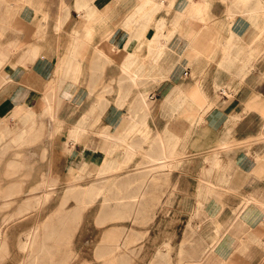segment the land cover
<instances>
[{"label":"crops","instance_id":"1","mask_svg":"<svg viewBox=\"0 0 264 264\" xmlns=\"http://www.w3.org/2000/svg\"><path fill=\"white\" fill-rule=\"evenodd\" d=\"M22 1L0 0V159L69 207L53 253L264 264V0Z\"/></svg>","mask_w":264,"mask_h":264},{"label":"rangeland","instance_id":"2","mask_svg":"<svg viewBox=\"0 0 264 264\" xmlns=\"http://www.w3.org/2000/svg\"><path fill=\"white\" fill-rule=\"evenodd\" d=\"M20 161L21 162L17 164L9 163L7 160L2 163L0 159V227L4 230L0 234V240L1 242L3 241L0 243L2 246L0 247V264H31L30 255L34 254V252H32L33 248H23L24 242L30 239L31 232L34 231L32 241H35L32 244L39 245L40 243H38V241L43 238V230L46 225L52 223L54 218L69 219V216L72 215L68 210L66 211L67 213L62 214L64 209L68 207H64L61 204L57 206L52 203L57 201L56 195L44 198L42 204L40 203V199L29 198L28 194L36 192V190L24 189L25 183L31 180L29 174L19 173L18 170L24 169L23 162L25 160L20 159ZM90 207L91 206L88 205L81 206L82 211L79 214L81 219L87 215ZM6 219H9L8 222ZM66 219L63 221L59 220L60 226H62L60 229L61 238L54 239L62 240V238L68 234L69 222L66 221ZM86 224V221L79 224L78 229L81 230V234L82 230H85L84 227ZM67 243L71 245V241ZM53 256H55L54 260H50L47 256L46 258L48 259L40 264H79L81 258H86L88 255L66 254L62 256L55 254ZM85 263L88 264L87 261H85Z\"/></svg>","mask_w":264,"mask_h":264},{"label":"bare ground","instance_id":"3","mask_svg":"<svg viewBox=\"0 0 264 264\" xmlns=\"http://www.w3.org/2000/svg\"><path fill=\"white\" fill-rule=\"evenodd\" d=\"M22 1V0H21ZM23 2V1H22ZM26 3H27V0H26ZM8 195V194H7ZM6 195V196H7ZM141 197V196H140ZM249 201V200H248ZM9 207V206H8ZM69 208V207H68ZM67 208V209H68ZM71 208V207H70ZM23 209V207H22ZM1 213V211H0ZM13 214V213H12ZM5 215V214H4ZM7 215V214H6ZM11 215V214H10ZM8 215V216H10ZM240 215V214H239ZM10 219V218H9ZM9 219H6L7 222ZM64 219L66 218H60V219H57V218H54V221H52V223L46 225L44 228V232H43V238L42 239H39L38 243H40L39 245H34L32 244L33 242L35 241H32V237L34 236V231L31 232L30 234V239L26 242H24L23 244V248H29V247H32L33 248V251L34 254L33 255H30L31 257V264H40L41 262H45L46 259H52L54 260L55 259V253H53V246L58 244L59 242H62V240L60 239H54V238H61V234H60V229L62 226H60V222L59 220L63 221ZM68 219V218H67ZM50 221V220H49ZM2 226V225H1ZM11 227V225H10ZM9 227V228H10ZM8 228V227H7ZM6 229V228H5ZM35 230V229H34ZM4 230L1 229L0 227V234L3 232ZM6 232V231H5ZM42 232V231H41ZM42 235V234H40ZM45 238V239H44ZM54 239V240H53ZM3 242V241H2ZM1 240H0V243H2ZM0 247L1 244H0ZM5 247V246H4ZM64 247V246H63ZM64 249V248H63ZM63 249L61 251H63ZM164 249V248H163ZM61 251H60V254H61ZM59 254V253H58ZM48 256V258H46Z\"/></svg>","mask_w":264,"mask_h":264},{"label":"built area","instance_id":"4","mask_svg":"<svg viewBox=\"0 0 264 264\" xmlns=\"http://www.w3.org/2000/svg\"><path fill=\"white\" fill-rule=\"evenodd\" d=\"M187 73V72H186ZM223 94H225L224 92H223Z\"/></svg>","mask_w":264,"mask_h":264}]
</instances>
